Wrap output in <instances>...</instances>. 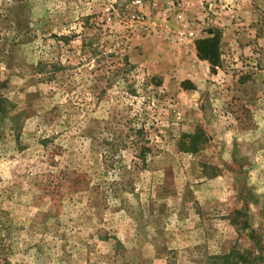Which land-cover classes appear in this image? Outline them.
Segmentation results:
<instances>
[{"label": "rangeland", "instance_id": "obj_1", "mask_svg": "<svg viewBox=\"0 0 264 264\" xmlns=\"http://www.w3.org/2000/svg\"><path fill=\"white\" fill-rule=\"evenodd\" d=\"M142 122L146 165L129 141L107 169ZM245 251L264 264V0H0V264Z\"/></svg>", "mask_w": 264, "mask_h": 264}, {"label": "trees", "instance_id": "obj_2", "mask_svg": "<svg viewBox=\"0 0 264 264\" xmlns=\"http://www.w3.org/2000/svg\"><path fill=\"white\" fill-rule=\"evenodd\" d=\"M212 36L205 39H200L196 41V50L198 53V56L201 60L207 61L210 65L212 70H216L217 67L220 65V42L221 37L218 30H215L213 33H211ZM96 56V54H94ZM110 56H113L110 54ZM119 66L113 71V75L116 74H127L129 73L131 68L127 56H123V59H119ZM155 81V80H154ZM128 135L123 138L119 137V143H109L107 144V151L104 154V165L107 169L113 170L115 168V157L116 153L120 149L119 147L122 145V147L128 146V142L132 147L135 148V157L137 161L134 162L135 167H140L143 165H146L147 156L152 151L150 144V140L147 136L148 131L146 129L145 123H136L131 124L128 128ZM131 140H127V139ZM121 144V145H120ZM120 145V146H119ZM193 151H196L194 148ZM251 256L249 254V251H245L243 253H232L225 257L221 256H214L209 259L208 264H250Z\"/></svg>", "mask_w": 264, "mask_h": 264}]
</instances>
